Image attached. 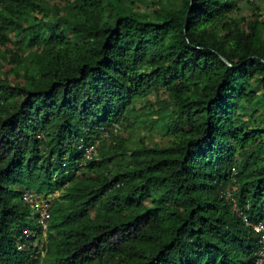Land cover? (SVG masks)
Here are the masks:
<instances>
[{"label": "trees", "instance_id": "trees-1", "mask_svg": "<svg viewBox=\"0 0 264 264\" xmlns=\"http://www.w3.org/2000/svg\"><path fill=\"white\" fill-rule=\"evenodd\" d=\"M257 1L0 0V264H254L264 20L239 4ZM114 123L167 140L112 135L86 162ZM25 191L59 193L37 258Z\"/></svg>", "mask_w": 264, "mask_h": 264}, {"label": "built area", "instance_id": "built-area-1", "mask_svg": "<svg viewBox=\"0 0 264 264\" xmlns=\"http://www.w3.org/2000/svg\"><path fill=\"white\" fill-rule=\"evenodd\" d=\"M118 132H120V125L118 123H114L109 128L101 129L100 133L95 134L91 141H86L82 138L80 140V149L83 150L85 161L92 162L97 160L100 154L101 143ZM222 195L234 205L235 209H237L240 215L244 218V221L251 226L244 212L237 207L233 191L227 189L222 192ZM56 197V195L45 197L30 191H25L23 193L24 202L29 205L33 211L34 222L37 230L33 231L32 229H25L23 231L19 237V251L30 250L33 253V258H37L39 255H45L46 247L48 245L47 231L50 219V210ZM252 227L254 232L260 237V248L256 253L254 264H264V224H255L252 225Z\"/></svg>", "mask_w": 264, "mask_h": 264}, {"label": "rangeland", "instance_id": "rangeland-1", "mask_svg": "<svg viewBox=\"0 0 264 264\" xmlns=\"http://www.w3.org/2000/svg\"><path fill=\"white\" fill-rule=\"evenodd\" d=\"M239 7L241 9L242 15L252 16L254 12L260 13L261 18L264 20V0H258L256 2L255 9H259L257 11H253L251 7L245 5V3H240ZM122 137L125 140L134 139L135 141L139 140L141 137L146 138L148 141L152 143H165L167 137L161 131L160 128L151 126V124H141L138 129L134 130V134H129L124 129L115 134V137ZM113 141H108V143H112ZM59 193L56 194L58 197Z\"/></svg>", "mask_w": 264, "mask_h": 264}, {"label": "water", "instance_id": "water-1", "mask_svg": "<svg viewBox=\"0 0 264 264\" xmlns=\"http://www.w3.org/2000/svg\"><path fill=\"white\" fill-rule=\"evenodd\" d=\"M226 63H228L226 60H224Z\"/></svg>", "mask_w": 264, "mask_h": 264}]
</instances>
